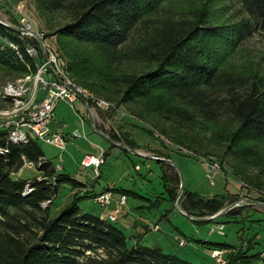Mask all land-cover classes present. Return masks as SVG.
<instances>
[{
	"label": "trees",
	"instance_id": "16d2710c",
	"mask_svg": "<svg viewBox=\"0 0 264 264\" xmlns=\"http://www.w3.org/2000/svg\"><path fill=\"white\" fill-rule=\"evenodd\" d=\"M162 1L34 0L42 14L67 15L54 34L67 45L95 49L106 68L124 60L146 65L138 73L112 76L122 87V104L160 117L177 132L171 135L163 128L164 134L180 147L201 156L216 153L246 182L254 179L255 170V181L261 183L264 79L256 73L221 67L220 60L246 40L264 36V0H226L233 21L223 23L211 20L207 3L176 16L162 14L166 10ZM0 20V69L10 76L26 75L29 66L35 72L44 56L34 58L27 49L30 45L40 48V41L22 36ZM13 25L21 26L19 21ZM139 28L152 31L132 49L126 48ZM79 63L70 57L67 71L81 82ZM95 127L139 148L128 133L121 136L100 125ZM192 131L198 133L190 137ZM40 143L33 137L14 140L7 130H0V264H195L178 254L166 253L159 245H144L140 237L130 245L128 235L117 223L83 210L80 202L87 196L84 193L72 195L52 212L61 186L78 188L83 182L69 173L57 172ZM110 146L115 147L112 143ZM27 162L35 165L40 176L13 177ZM158 162L162 164L168 199L175 202L179 173L166 168L173 167L171 164ZM106 190L144 198L152 207L163 198L157 196L151 201L133 190ZM256 200L264 202V196ZM178 203L195 216H211L225 207L223 195L206 197L187 189ZM242 210L234 207L225 215L237 216ZM215 246L227 249L228 264L259 258L255 253L242 255L229 243Z\"/></svg>",
	"mask_w": 264,
	"mask_h": 264
},
{
	"label": "rangeland",
	"instance_id": "374dc122",
	"mask_svg": "<svg viewBox=\"0 0 264 264\" xmlns=\"http://www.w3.org/2000/svg\"><path fill=\"white\" fill-rule=\"evenodd\" d=\"M204 3L208 4L212 21L223 23L232 20L230 7L226 0H163L162 5L166 10L161 12L163 15L178 16ZM23 16L31 22L33 30L45 38L44 43L65 60L67 67L70 64V57H75L80 61L79 67L82 66V71L78 78L81 82H78L72 73H68L75 84L88 95L87 106L79 99L73 105L61 101L53 123L55 126L65 123V133L78 131L83 136L69 137L66 150L63 152L49 143L43 141L40 143L46 157L51 160L57 172L69 173L78 180H83V185L78 188L68 184L61 186L59 197L52 205V212L59 210L72 195L82 193L87 195L80 202L84 211L95 214L111 211L114 201L104 208L95 203L93 197L96 190H106L107 185L116 184L119 188L139 192L151 201H154L157 196L163 197L158 205L152 207L151 202L144 198L126 195L127 201L123 212L128 206L134 211L135 208L146 205L138 208L137 212L145 219L149 218L148 221L144 220V224L151 226L141 241L144 245H159L166 253L178 254L195 264H217L214 257L217 249L215 244L229 243L233 245L232 250H238L242 255L255 253L259 257L253 261L247 258L236 264H264V207L250 203L248 200H256L264 196V176L261 183L257 184L256 172L252 170L254 179L250 182L244 181L237 177L230 165L223 163L216 153L201 156L174 143L164 134L163 128H166L171 135H177V132L164 124L160 117L145 113L140 107L122 104L120 101L122 87L117 84L116 79H111L112 76L141 72L146 69L144 63L124 60L106 68L103 59L95 49L84 45H67L54 34L55 29L67 20V15L42 14L36 8L34 0H0V17L4 21L11 24L18 21L21 23ZM151 31L152 29L145 31L139 28L126 48L132 49L141 43ZM222 56L221 67L234 69L243 74L256 73L264 79L263 35L246 40L238 50L227 51ZM23 76H10L0 69V108L9 107L2 95L6 84ZM45 77L48 78L47 75ZM46 95V91L39 90V99ZM94 98L107 99L111 102V106L108 109L98 108L93 103ZM89 110L94 126L95 124L100 125L121 136L123 133H128L139 146L135 148L136 150L149 156L166 158L170 156L173 167L167 166L166 168L172 173L175 171L179 173L184 189L206 197L223 195L225 207L238 202L235 207L243 208L242 213L237 216L225 215L202 223L181 213L175 203L177 198L175 202L168 199L169 195L162 179V164L134 154L120 146L111 147V143L95 130L89 120ZM197 133L198 131H192L189 136ZM102 151H104L105 162L100 167V174L97 176L93 167L85 168L81 162L86 154L98 155ZM214 162H218L220 168L212 172L210 176L209 164ZM39 176L40 173L35 165L30 163H26L20 171L13 174L15 178L24 179ZM119 213H117V222H114L123 227L124 221L121 220ZM137 217V220H141V217ZM134 218L135 216H132L129 220L132 221ZM221 224H224L222 230L219 229ZM124 231L129 237V244L132 245L134 243L132 234L136 232L130 227L125 228ZM182 241L185 245H181ZM202 241L212 243H202Z\"/></svg>",
	"mask_w": 264,
	"mask_h": 264
},
{
	"label": "built area",
	"instance_id": "2783aa9c",
	"mask_svg": "<svg viewBox=\"0 0 264 264\" xmlns=\"http://www.w3.org/2000/svg\"><path fill=\"white\" fill-rule=\"evenodd\" d=\"M20 24V27L28 30L27 33H21L22 36L38 39L27 17L23 16ZM37 34L44 41L42 35ZM27 50L32 57L37 59L43 54L41 44L40 48L30 45ZM46 53L48 58H44L41 63H38L35 72L29 66V73L15 81L8 82L4 87L2 95L9 107L0 108V130H7L11 139L26 140L29 137H33L54 145L63 152L67 147L68 136L76 138L83 135L78 131L66 134L62 128L54 129L51 124L54 121L55 110L61 101L73 105L79 99L76 92L84 96L85 99H88V95L69 76L65 60L55 54L47 45ZM46 75L48 78L45 77ZM40 89L47 92V95L42 99H39ZM93 103L101 109H108L111 106V102L103 98H94ZM104 162L105 156L104 151H102L98 155L86 154L82 159L81 165L85 168L93 167L98 176L100 174V167ZM27 163L32 164L31 162ZM219 168L218 162L209 164V175L211 176L212 172H216ZM114 195L113 191L104 190L95 193L93 199L95 203L107 208L113 200ZM118 202L121 205L126 203V195H121ZM119 212V208L115 212L110 211L106 214V218L111 221H117V213ZM219 229H224V224H221ZM181 244L184 245L185 242L182 241ZM226 254L227 249H216L214 253L216 263L228 264Z\"/></svg>",
	"mask_w": 264,
	"mask_h": 264
},
{
	"label": "water",
	"instance_id": "95a60500",
	"mask_svg": "<svg viewBox=\"0 0 264 264\" xmlns=\"http://www.w3.org/2000/svg\"><path fill=\"white\" fill-rule=\"evenodd\" d=\"M0 22H2V21L0 20ZM3 23H4L5 25H7L8 27H10L12 30H14V31H16V32H18V33H20V34H21V33L24 34V33H27V32H28L27 29L22 28V27H20V26L13 25V24L6 23V22H3ZM36 35H37V37H38V39H39V41H40V44H41V48H42V52H43L44 58L47 59L48 56H47V53H46V45H45L44 41L42 40V38H41L37 33H36ZM57 77H58V76H57ZM73 91H75V90L73 89ZM76 95H77V97L79 98V100H81V101L87 106L88 102H87V100L84 98V96H82V95H81L80 93H78V92H76ZM89 120L91 121V123H92L93 126H94V123L92 122V117H91V114H90V110H89ZM94 128H95V130H96L101 136H103V137H104L105 139H107L110 143H112V144H114V145H116V146H120V147H122V148H124V149H126V150H128V151H130V152H132V153H134V154H137V155H139V156H144V157H146V158H150V159H152V160H156V161L165 162V163H168V164H171V165L173 164V161H172L170 158L160 157V156H149V155H146V154H144V153H142V152L136 150L135 148L130 147V146L127 145L126 143H124V142H122V141H120V140H118V139H116V138L110 136L109 134H107V133H105V132H103V131L97 129L95 126H94ZM183 191H184V185H183L182 182H180V188H179V190H178L177 200H176V202H175V203H176V206H177L178 210H179L181 213L185 214L186 216L190 217V218L193 219V220H198V221H212V220H214V219H217V218H220V217L224 216V215H225L230 209L234 208V207L238 204V202H235V203H233V204H231V205H229V206L224 207V208L221 209L219 212H217L216 214L211 215V216H195V215H190V214H188L186 211H184V210L180 207V205H179V203H178V200L180 199L181 195L183 194ZM248 200L250 201V203H253V204H256V205H259V206L264 207V202H262V201L254 200V199H248Z\"/></svg>",
	"mask_w": 264,
	"mask_h": 264
},
{
	"label": "crops",
	"instance_id": "0c3cea01",
	"mask_svg": "<svg viewBox=\"0 0 264 264\" xmlns=\"http://www.w3.org/2000/svg\"><path fill=\"white\" fill-rule=\"evenodd\" d=\"M81 101V100H80ZM82 102V101H81ZM64 103H66V104H68L67 102H64ZM83 103V102H82ZM84 104V103H83ZM59 105V104H58ZM57 108H58V106H57ZM57 108H56V110H55V115H56V111H57ZM54 123V121L52 122V124ZM51 124V125H52ZM54 129H57V128H62L63 130H64V132H65V123H63V124H61L60 126H55L54 124H53V126H52ZM66 134H71V133H66ZM70 136H68V138H69ZM82 182H83V180H82ZM107 187H114V188H119L116 184H113V185H107L106 186V188ZM101 191H103V189L102 190H96V193H98V192H101ZM114 198H113V200H112V202L114 201V206L112 207V209H110L111 211H115L117 208H119L120 209V213H119V215H120V218H121V220H123L124 221V223H123V227H120V228H122V229H124L125 230V228H132V229H134V231L136 232V233H133L132 234V237H133V242L135 243L136 242V240H137V238H141V241H142V239L144 238V235L146 234V232L149 230V229H151V226L150 225H145L144 224V220H147L148 221V219L149 218H144L143 216H141L140 214L138 215V208H140V207H145L146 205H142V206H139V207H137V208H135L136 210H134L133 211V209L131 208V207H126V210L123 212V210H124V207H125V205H126V203H124V204H119V202H118V200H119V198L120 197H118V195L119 196H121V195H123L122 193H119V192H114ZM127 201V200H126ZM110 205V204H109ZM108 212H110V211H108ZM108 212H106V211H102L99 215L100 216H102V217H104V218H106V213H108ZM132 216H135V218L134 219H132V221H130L129 220V218H131ZM137 216H139V218L141 219V220H137L138 219V217ZM137 218V219H136ZM151 220V219H150ZM149 220V221H150ZM125 225V226H124ZM154 229H157V227H153ZM142 243V242H141ZM181 245H183V244H181ZM185 245V244H184Z\"/></svg>",
	"mask_w": 264,
	"mask_h": 264
}]
</instances>
